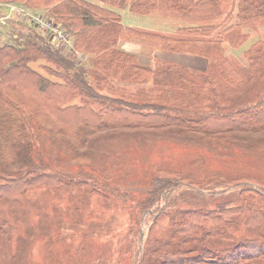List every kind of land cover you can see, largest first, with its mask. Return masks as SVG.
Returning <instances> with one entry per match:
<instances>
[{"label": "rangeland", "instance_id": "obj_1", "mask_svg": "<svg viewBox=\"0 0 264 264\" xmlns=\"http://www.w3.org/2000/svg\"><path fill=\"white\" fill-rule=\"evenodd\" d=\"M240 1L220 0L219 12L205 17L170 11L167 0H159V8L148 14L133 12L129 7L113 9L132 28L189 39H218L224 28L237 22ZM37 12L46 15L45 10ZM14 20L25 19L0 20L2 37L6 40L11 37L10 23ZM27 22L43 31L30 20ZM199 25H212L215 29L204 35L178 32L181 28ZM236 31L242 34H236L238 43L225 42L223 54L232 63H242L237 68L247 80L251 73L245 67L249 63L245 51L264 39V20L249 19L230 32ZM135 41L138 47L142 45L143 56L139 58L151 59L149 64L156 58L178 59L194 63L200 69V62L209 59L188 50L171 52L162 43L143 37ZM126 46L125 41L121 43L123 49ZM220 47L222 44L216 45L211 60L220 61L217 55ZM42 63L46 61L32 65L48 74ZM241 87L242 84L237 88L241 97H232L228 106L217 104L213 98L206 106L198 105L206 109L199 108L196 116L185 114L187 108L181 105L180 115L198 118L212 112L227 114L258 103L264 99V65L259 68L256 81L249 82L244 90ZM119 95L133 101L143 96ZM141 130L101 131L92 140L78 142L63 132L41 127L37 141L20 146L12 163L0 160V175L15 179L13 186L0 191V264H139L147 246L172 240V229L180 214L188 209L215 210L220 204L250 202L249 195L257 192L247 189L245 194L242 189L252 186L263 194L255 197L264 209V123L258 133L235 131L214 138L196 131L193 138H183L175 129L160 134L157 130ZM98 137L103 141H98ZM156 162L164 164L165 169L187 174L193 186L182 184L171 194L160 193L155 197L152 193L155 186H166L164 181L160 183L155 178L157 169L162 168L155 169ZM54 169L67 172L62 184H57L54 175L41 182L33 179L34 184L28 183L32 176ZM67 175L77 177L71 181ZM22 179L26 182L24 185ZM5 182L0 180V184ZM5 193L12 198H6ZM148 199H153L149 207ZM239 224L240 236L230 238L253 235L244 228L243 220Z\"/></svg>", "mask_w": 264, "mask_h": 264}, {"label": "trees", "instance_id": "obj_2", "mask_svg": "<svg viewBox=\"0 0 264 264\" xmlns=\"http://www.w3.org/2000/svg\"><path fill=\"white\" fill-rule=\"evenodd\" d=\"M0 1L31 10H45L48 17L67 30L71 40V47L63 51L49 33L36 30L28 20L12 21L8 40L2 37L0 29V160L4 163L16 159L20 146L37 141L41 127H47L51 132L62 131L76 139L85 125L98 132L110 127L136 129L176 124L193 126V130L207 135L235 131L258 133L264 123V99L227 114L212 112L198 118L195 117L197 112L193 117L166 112L175 99L183 102L185 107L191 103L193 108L199 104L206 106L213 102V98L217 104L224 105L234 96L241 97L238 85L242 84L244 90L249 82L256 81L257 72L264 65V39L245 51L249 62L245 67L251 71V78L247 80L223 54V44H237L239 38L236 34L241 36V32L230 31L249 19L264 20V0H241L237 22L224 28L218 39H189L132 28L125 25L120 13L113 9L129 7L133 12L148 14L159 8V0ZM166 3L168 10L185 16L205 17L220 10V0H167ZM214 29L212 25H199L181 28L178 32L204 35ZM139 37L160 42L171 52L188 50L209 59L214 57L216 45L222 44L217 53L220 61L208 72L186 75L180 70L174 76L161 75V79L153 81L151 91L154 93L145 94L138 101L126 99L118 94L124 91L123 94H127L125 83H143L154 78L150 68L137 63L135 53L121 47L122 42L141 39ZM40 60L46 61L42 64L48 74L33 67L32 63ZM87 61L92 67L85 65ZM115 83H118L117 87ZM162 84L174 86L168 88ZM157 170L156 180L164 181L166 186L155 184L152 190L155 197L160 193L171 194L182 184L193 186V181L185 173L163 168ZM65 174V170L54 169L47 174L32 176L28 183L41 182L54 175L57 184H62ZM76 177L67 175L71 181ZM0 180L6 181L0 184L1 191L3 187L13 186L15 179L0 175ZM25 183L23 180V185ZM255 188L242 189L245 194L247 189L260 193L250 194V202L231 206L220 204L215 210L200 207L182 212L172 229V240L147 246L139 264H264V209L261 208L262 202L256 201L255 197L263 194ZM4 196L12 198L7 193ZM150 201L153 199L146 201L148 207ZM240 219L253 235L230 238L240 236ZM221 242L223 244L219 245Z\"/></svg>", "mask_w": 264, "mask_h": 264}, {"label": "crops", "instance_id": "obj_3", "mask_svg": "<svg viewBox=\"0 0 264 264\" xmlns=\"http://www.w3.org/2000/svg\"><path fill=\"white\" fill-rule=\"evenodd\" d=\"M132 41H133V43H129L130 41H125L127 43V46L124 49L126 51L135 53L138 56V59H137L138 62L137 63L142 65V66L150 68L151 73L154 74L153 75L154 78L152 79V81L143 82V83H136V84L125 83L124 87L126 88L127 94L136 93V94H143V96H146L147 94L154 93V91H151L154 88V82L153 81L155 78L161 79V75H164L167 77H169L170 75L174 76L180 70L182 71V73H185L186 75H193V72H208V71H210L209 68L211 66L212 67L216 66L219 63V61H216V60L206 59V60L200 62L201 63L200 69H196L197 65H195L194 63L192 64L191 62H187V61H183V60L179 61L178 59L156 58V60H154L153 64H149L151 59L145 61V60H143L142 57L139 58V56H143L142 45L138 47L137 42L135 40H131V42ZM85 65L92 67V65L88 61L86 62ZM234 65L239 67V66H242V63L234 62ZM250 73H251V71H250ZM114 82L115 81H113V83ZM115 85L117 87L118 83H115ZM162 86L163 87L166 86V87L170 88V87H173L174 85L173 84H167V85L162 84ZM124 92H119L118 94H123ZM129 96L134 97L131 95H129ZM181 105L183 106L184 103L180 102V100L176 101V99H175L173 104L170 106L169 109L166 110V112H169L172 114H175L177 112L178 114H181L182 113L181 112ZM227 106H228V103H227ZM191 107H193V105H191V103H190L189 105H187V107H186L187 110L184 113L185 114H193V112L194 113L197 112V110L199 108L202 110L206 109V107H198L197 106L196 108H193V109ZM139 129H142L141 130L142 132H151V131L157 130V133H159V134L164 132V131H167L168 129H173V130L175 129V130H178V132H180L179 136L183 137V138H188V137L193 138V132H195V131L198 132L197 130H193V126H190L188 128V127H182L181 125H176V124H173L171 126H161V127H160V125H157V126L150 127V128H139ZM109 130H119L120 131V130H125V129H118L115 127H113V128L110 127V128L104 129L102 131H109ZM60 132H62V131H60ZM100 132L101 131L95 132V131L91 130L89 126L85 125L81 128V131H80V133H78L76 139L80 142H83V139H84V141H87V140H90L91 138L97 137L96 135ZM183 132H186V133L183 134ZM145 134H147V133H145ZM202 134H204V133H202ZM225 134H228V133L220 132V133H216V134H207V135L204 134V135L209 136L211 138H214V137H221ZM147 135H149V134H147ZM97 140L103 141V140H100L99 137L97 138ZM208 142L213 143L212 141H207V143ZM200 158H202V157H200ZM158 167H162L163 169L166 168L165 165L162 163H160V164H159V162L154 163V168L156 169ZM167 169L171 170L169 168H167ZM171 171H173V170H171Z\"/></svg>", "mask_w": 264, "mask_h": 264}, {"label": "built area", "instance_id": "obj_4", "mask_svg": "<svg viewBox=\"0 0 264 264\" xmlns=\"http://www.w3.org/2000/svg\"><path fill=\"white\" fill-rule=\"evenodd\" d=\"M38 10H31L16 3L0 1V20L25 19L33 22L42 32L49 33L55 44L63 49L71 47V40L67 30L58 22L47 15H43ZM64 47V48H63Z\"/></svg>", "mask_w": 264, "mask_h": 264}]
</instances>
